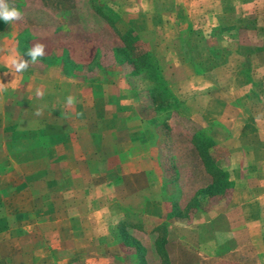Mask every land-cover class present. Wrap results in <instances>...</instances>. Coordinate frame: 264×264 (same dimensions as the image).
Returning a JSON list of instances; mask_svg holds the SVG:
<instances>
[{"label":"crops","instance_id":"obj_1","mask_svg":"<svg viewBox=\"0 0 264 264\" xmlns=\"http://www.w3.org/2000/svg\"><path fill=\"white\" fill-rule=\"evenodd\" d=\"M22 1L28 6L50 4V0ZM7 2L17 5L19 0ZM128 3L133 11L130 27L137 34L142 35L135 28L136 21L155 16L167 31L161 38L174 41L191 16L186 6L192 7L196 16L212 10L217 20L235 24L240 19L257 21L261 0H250L252 11L241 18L231 13L234 8L245 10L250 5L242 0H173L169 11L159 13L153 12L154 7H165L169 0ZM78 20L76 40H96L98 35L91 28L101 23V17L89 8ZM14 22L11 24L16 25ZM85 26L90 29L89 37L83 33ZM40 28L44 35L51 34L46 25ZM8 29L0 20V132L13 135L0 142L6 169L12 172L9 175L8 170L0 169V198H10L7 206L12 214L10 220L0 219V264H113L120 255L114 230L129 219L139 220L138 231L130 226L127 230L139 235L150 262L157 256V233L145 228L166 220L169 245L176 249L188 245L190 234L197 237L200 264H264V174L243 173L246 160L242 152L231 153V192L207 199L201 207L191 206L196 193L213 184V177L189 135L215 126L211 138L226 149L241 132V110L234 103L247 94L251 84L264 78V34L257 26L240 32L250 33L255 42L251 44L250 78L246 81L241 77L242 66L236 62L234 70L242 87L238 94L233 92L235 98L224 90L206 92L204 108L196 113L192 96L196 75L187 71L193 76L172 85L174 99L187 105V119L181 118L188 123L187 130L164 127L163 122L149 126L151 119L158 122L160 112L150 96L154 84L147 77L125 72L128 67L111 54L120 44L110 46L111 55L98 60L92 72L78 62L43 58L30 63L26 71L15 73L11 60L25 57L15 39L19 32L8 37ZM105 30L115 37L107 25ZM244 44L240 38L235 52L248 47ZM145 48L154 53L161 68L186 69L178 59L175 64L163 62L161 53L166 45L162 41H146ZM229 65L215 71L227 70ZM37 89L42 96H37ZM69 95L76 98L74 105L66 104ZM38 109L42 114H36ZM174 116L180 119L179 114ZM244 123L250 126V120ZM250 129L247 135L258 133L256 125ZM172 168L184 181L177 212L190 211L188 217L183 214L167 219L174 202L168 183ZM238 181L245 183L241 186ZM38 208H44L50 217L40 222ZM57 211L58 218L53 215Z\"/></svg>","mask_w":264,"mask_h":264},{"label":"rangeland","instance_id":"obj_2","mask_svg":"<svg viewBox=\"0 0 264 264\" xmlns=\"http://www.w3.org/2000/svg\"><path fill=\"white\" fill-rule=\"evenodd\" d=\"M87 1L88 0H50V4H46L44 6L39 4L28 6L24 1L19 0L17 5H9L19 9L24 14V19L22 21H15L14 23H16V25L6 24L3 21L5 25H9V29L6 30L5 33L8 35V37H11L12 35V38H14L19 32V37L15 39L17 40V45L21 50V54H23V56L27 60H30V57L27 56V51L35 43H42L45 45V55L38 60H42L43 58H45L46 61L52 62L56 59L63 58L67 62H78V64L80 63L85 67L86 71L92 72L95 70L94 65L98 60H105L109 55H111L108 53V48L116 44H121V42L119 40V36L116 33L113 32L115 34V37H112L111 34L107 32V30H105V25H107V23L102 18L101 23H99L98 25L94 24V27L91 28L93 30V33L98 35V40H89L91 39V37H89L90 29L86 26L83 28V33L85 32V35L88 36L89 39L86 40V38H84L83 41L82 39L81 41L76 40L79 38L75 36V33L78 30L77 23H80L78 20V15L89 8L92 9ZM93 1L95 3L100 2V4L103 5V11L107 16L110 15L112 21L115 23V27H117V30L119 32H125V30L129 28V26H132V24L130 25L129 22V18L132 17L129 16V14L133 15V11L130 10V5H128L129 0ZM172 1L169 0V3L165 5V7L157 4L154 7L153 12L159 13L161 11H164V9L169 11L170 7H172L170 4ZM242 1L250 4V0ZM185 8L187 10V14H191V16H187L186 20L188 21L189 25H191L193 30L199 31L201 33V36L203 35L205 36V38H208V36H210L212 33L220 32L221 29L224 28L221 33L224 38H222V40L218 42V46L227 51V56H225L222 65L218 67H221L228 63L230 64L228 68L226 67L227 70L215 71V69L218 68L216 67L205 75H194L196 79L193 85L194 91L192 96L194 97L193 104L194 106H196L194 108H196V113H198L199 110L204 108V94L206 92H211L214 90H216L217 92H219L220 90H224L225 94H228V92H237L238 94L240 92V88L242 86L239 85L240 80L237 78L236 71L234 70V68L236 69V67L238 66H236V62H238L239 65L242 66L240 73L243 80L246 81L247 78H250V70L247 69V67H249L248 59L252 54L251 44H254L255 41H252V36H250V33L248 34L246 32H240L247 29H252L253 27L257 26V28L260 29L261 33L264 34V1L261 0V4L256 10L257 15L259 16L257 21L240 19V21L236 22L235 24H233V22L231 21L226 22L217 20L216 16L211 13L214 12L212 10H209L203 16H196L194 15L195 10H193L192 7L186 6ZM244 8L245 10H242L241 7L232 9V16L236 15L241 18L242 14H250L253 7L251 8L250 4ZM186 20L184 25H181V27L186 26ZM84 22L90 23L88 20H85ZM162 23L163 21L158 19V17L148 16L136 21L135 28L142 33L144 39H146L148 42L151 41L150 43H158L159 41H162L163 44L166 45V50L161 53L163 54V57H161L163 62H165V64L167 65L173 63L175 64V60L178 59V56L174 51L173 46L177 39H175L174 41H166V36L165 38H161V36H164L166 34V30L163 27ZM43 25L47 26V31L49 30L48 32L51 33L50 35H44L43 31L39 32V30L42 29L40 27H42ZM107 28L110 29L108 25ZM28 29H30L29 32ZM33 30L35 31V33H33ZM157 35L158 39H156ZM240 38L243 39L244 43H246L244 44V46L248 47H244L241 53H236L235 48ZM243 66H246V68H244ZM68 71L72 72L74 70L72 69ZM100 71L102 74L105 72V70ZM187 71L190 70H188L187 68L183 69V67L179 69L163 68V76L164 79L168 82L169 87L167 91V98L170 96L173 97V91L171 90L173 84L177 83V81L187 79L189 75L193 76ZM125 72H128L133 76L135 75L129 68H127ZM227 75L229 79L227 78ZM139 76L146 77L143 74ZM220 80L221 82L219 83ZM228 96L231 98V95L228 94ZM232 97L235 98L234 93L232 94ZM179 103L180 105L169 102V106H167L168 109H163L164 107L160 108L161 112L158 113V116L156 118L158 122H154V120L151 119V121H149V126L152 127L154 124L155 127L156 124L160 126L161 123L164 122V127L171 126L177 130H187V128H189L188 123L182 122L181 119H187V105L182 102ZM234 104L241 110V119L238 122L242 127L240 133L246 134L245 138H241L240 133H237L236 136L241 140L239 138L238 140L237 137H234L232 143L225 149L223 147H219L218 143L211 138L210 131L214 129L215 126H207L201 128L195 134H190V140L193 135H197L200 141L208 147V150L209 152H211L213 158H215L216 167L223 172H226L227 175L232 166L230 161L232 156L231 153H235L238 151L244 154V161L246 160L243 173L248 172L251 174H264V78L262 77L259 82L251 84L249 86L247 94L241 99L236 100ZM177 107L180 111L178 113L180 115V119H177V117L174 116L176 113L172 112V108ZM247 120H250V126L256 125V129L258 131L257 134L247 135L252 130L250 129L249 125L244 123V121ZM197 126H199L198 122L196 123V127ZM11 136L13 137L11 132H0V142L2 140L4 141L6 139H9V137ZM209 140L215 142L216 146L209 144ZM6 162V156L0 151V169L2 168L3 170H8L7 173L11 175V169H6ZM170 174L171 176L168 179V183L169 189L171 190L172 196L174 198L173 206L171 209L172 212L174 211L173 217L182 216L183 214V216L188 217L190 211L177 212L180 208L179 202L181 200L184 189V181L174 168H172ZM216 176L217 177L215 178L217 182L220 183L222 180L220 174ZM243 183L245 182L238 181L237 184L242 186ZM231 187H233L232 184ZM230 192L231 190L228 192L226 189L225 195L229 194ZM194 197L196 198V201L202 200L196 207H201L203 203H206L203 202L207 200L204 195H196ZM211 198L217 197H210L208 199ZM1 200H3L5 204H0L2 207L0 208V219L1 221L6 219L10 220L12 216L11 208H8L7 206V204H9L10 198L5 196V198H0V202ZM186 208H188V205ZM51 210L56 211L59 210V208H51ZM38 211L40 213H38L37 215L41 216V218H39L40 222H43L44 218L47 219L51 215L44 212V208H38ZM53 215L54 217L58 218L59 212L57 215ZM139 224V220L129 219L125 222L124 225H122V227L117 226L115 228L114 233L119 241L120 255L116 257L117 261L113 264H200V257L199 259L197 258V254L199 253L200 249L197 237L195 238L190 234L191 237L188 240V245L176 249L174 245H169L166 220L157 222V225L149 223L148 227L145 228V230H152L157 233V239L154 244L157 256L156 259L150 262L149 260H147L146 251L143 247V244L138 238L139 235L134 230H127V226H130L136 228V231H138L137 228L139 227ZM131 231L132 234H129V232ZM137 243L138 245H140V251L137 248ZM214 247L216 246H213V250ZM75 264H78V262Z\"/></svg>","mask_w":264,"mask_h":264},{"label":"trees","instance_id":"obj_3","mask_svg":"<svg viewBox=\"0 0 264 264\" xmlns=\"http://www.w3.org/2000/svg\"><path fill=\"white\" fill-rule=\"evenodd\" d=\"M90 7L105 20L108 27L119 36L121 42L120 47L112 51V56L118 62L125 64L133 74H143L153 82L154 86L150 90V96L156 111L161 112L160 108L163 107V109H168L167 106H169V102L180 105L174 97L170 96L167 98V91L169 88L168 82L164 79L163 68L158 65L157 57L154 53L145 48L147 40L144 39L142 35L140 36L137 34L130 26L125 32H119L110 15L107 16L103 11V5H101L100 2L95 3L93 0H90ZM223 30L224 28H222L220 32L212 33L208 38H205V36L200 35L201 33L199 31L193 30L191 25L182 26L179 37L173 46L179 62L197 76L205 75L212 69L222 65L225 56H227V51L218 46V42L224 38L221 34ZM172 112L178 114L180 111L177 107L172 108ZM209 142V144L216 146L215 142L211 140H209ZM191 143L196 148L206 171L213 177V184L210 187L198 191L196 195H204L207 199L210 197L224 196L226 189L229 192L232 188L227 173L216 167L215 158H213L208 147L200 141L197 135L192 136ZM218 174H220L222 179L220 183H218L215 178ZM200 201H196L195 198L191 202V206H197ZM173 214L174 211L169 213L167 219L172 217ZM124 224L125 222L121 223L119 226L122 227ZM137 248L139 251L141 250L138 243Z\"/></svg>","mask_w":264,"mask_h":264},{"label":"clouds","instance_id":"obj_4","mask_svg":"<svg viewBox=\"0 0 264 264\" xmlns=\"http://www.w3.org/2000/svg\"><path fill=\"white\" fill-rule=\"evenodd\" d=\"M24 19V14L14 6H10L7 0H0V20H3L6 24H11L14 21H22ZM45 55V45L42 43H35L28 51L27 56L30 60L24 59L22 56L18 59L13 58L11 60V68L15 73H22L26 71L30 63H35L39 58ZM37 96H42L43 93L37 89ZM76 103V98L69 95L66 97L67 105H74ZM37 115L42 114L38 109Z\"/></svg>","mask_w":264,"mask_h":264}]
</instances>
